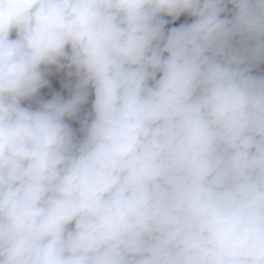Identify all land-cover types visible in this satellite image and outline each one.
I'll list each match as a JSON object with an SVG mask.
<instances>
[{"label":"clouds","instance_id":"clouds-1","mask_svg":"<svg viewBox=\"0 0 264 264\" xmlns=\"http://www.w3.org/2000/svg\"><path fill=\"white\" fill-rule=\"evenodd\" d=\"M0 264H264V0H0Z\"/></svg>","mask_w":264,"mask_h":264},{"label":"water","instance_id":"water-1","mask_svg":"<svg viewBox=\"0 0 264 264\" xmlns=\"http://www.w3.org/2000/svg\"><path fill=\"white\" fill-rule=\"evenodd\" d=\"M188 18L186 17H181L180 21H178L177 23L183 22L184 20H186ZM50 84L49 86L45 87L44 89L41 90L40 95L45 98V99H50L51 96L56 93V92H60L62 95H64L65 97H67V90L64 89L63 85L64 82L66 80V77L64 75V73H53L51 76L48 77ZM74 127H77L78 125H73Z\"/></svg>","mask_w":264,"mask_h":264}]
</instances>
